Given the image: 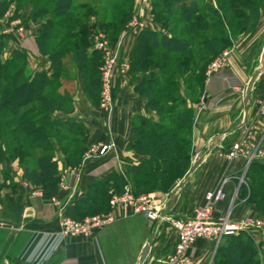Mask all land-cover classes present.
I'll return each mask as SVG.
<instances>
[{
  "label": "crops",
  "instance_id": "crops-1",
  "mask_svg": "<svg viewBox=\"0 0 264 264\" xmlns=\"http://www.w3.org/2000/svg\"><path fill=\"white\" fill-rule=\"evenodd\" d=\"M191 1L199 7L209 4L215 7V0H187ZM31 10V6L12 10L22 31L9 38L4 39L1 31L6 25L0 23V38L5 44L1 60L6 61L15 51L24 52L29 75L39 73L51 77L52 66L36 44L41 24L30 20ZM134 16L143 22V30L166 34L165 28L154 19L153 0H133ZM141 31L132 32L126 25L116 41L108 42L112 63L109 112L99 108L97 99L95 103L89 99L80 74L75 72L72 112L53 114L55 120L70 119L81 124L87 146L113 144L105 156L88 161L81 158L75 166H69L61 158L53 159L57 165V188L54 190L33 185L25 178L17 161L8 156L0 159V264H160L174 250L177 232L168 221L150 222L142 215L119 208L113 211L115 220L112 223L90 236L66 238L56 231L60 208L68 215L78 207V201L85 198L93 182L111 174L126 180L127 167L137 166L145 159L131 149L132 122L136 116L155 121L158 118L147 115L146 100L136 91L142 75L129 71ZM93 33L90 31L91 48H94ZM224 51L228 54L221 72L235 77L238 88L205 75L199 96L191 98L192 94L180 84L181 96L191 112L190 166L186 175L163 193V197L169 198L163 210L166 217L189 215L193 208L202 206L206 194L215 190L225 176L230 177L225 186L227 198L218 205L215 214L222 215L229 210L235 220L258 217L254 206L247 205L245 199L239 201V193L245 186L239 185V180L246 178L245 162L241 159L229 162L219 153L248 135L249 130L251 133V129L252 145L264 139V118L257 114L264 95V18L248 31L233 35L230 46ZM61 179L64 189L59 185ZM125 188L129 189V185ZM52 199L58 200L60 207L53 204ZM237 201L240 203L235 207ZM215 252L214 244L207 240H198L190 250L196 264H211Z\"/></svg>",
  "mask_w": 264,
  "mask_h": 264
},
{
  "label": "trees",
  "instance_id": "trees-1",
  "mask_svg": "<svg viewBox=\"0 0 264 264\" xmlns=\"http://www.w3.org/2000/svg\"><path fill=\"white\" fill-rule=\"evenodd\" d=\"M7 3V0H0V17L6 11ZM47 3L51 4L58 20L45 21L46 8L41 6L32 8L30 20L41 22L36 43L52 66L51 77L39 73L29 75L27 57L21 51H15L9 59L2 61L5 44L0 38V137L8 135L12 138L11 157L18 156L23 162L28 160V150L32 146L36 145L34 148L41 152L46 150L49 133L54 128L83 137L82 125L73 120L48 123L54 112L64 111V105L69 101L71 104V99L57 92L70 84V80L61 78L63 74L67 75L62 68L68 64H73L80 74L86 91L93 97L98 96L101 56L91 48L87 24L80 20L94 16L110 41H116L133 15V0H117L111 5L108 2L96 12L93 7L98 6L97 0L93 4H74V0H48ZM262 6L264 0H215V7L210 4L199 7L195 1L187 0H153L154 19L168 29V34L139 32L129 69L133 75H142L136 91L146 100L147 115L158 118L155 121L136 116L132 122L134 141L131 149L145 159L137 166L127 167L126 180L111 174L93 182L85 198L78 201V207L69 211L72 219L107 208L111 190L121 193L129 185L137 193H166L186 175L190 166L191 112L181 96L180 84L192 94L191 98H197L208 64L230 46L233 35L253 27ZM211 32H217V35L211 36ZM53 35L62 38L50 50L48 44ZM49 87H53L52 90H48ZM31 103L40 105L37 113L41 118L34 120L28 116L31 112L20 114L21 109ZM13 120L18 128L6 129ZM3 154L0 148V159ZM80 154L68 155L66 161L75 166L80 161ZM253 170L258 176L251 178L249 183L248 203L258 207L264 205V165L253 162L246 178ZM25 171L34 185L46 190L57 188V165L53 158L38 156L37 168H26ZM251 244V238L245 234L227 238L216 249L214 263L253 264L252 256L249 263L247 258Z\"/></svg>",
  "mask_w": 264,
  "mask_h": 264
},
{
  "label": "built area",
  "instance_id": "built-area-1",
  "mask_svg": "<svg viewBox=\"0 0 264 264\" xmlns=\"http://www.w3.org/2000/svg\"><path fill=\"white\" fill-rule=\"evenodd\" d=\"M10 14V12H7L6 19H12V15ZM18 26L19 23L12 22L11 25H6L1 33L3 35H12L11 32L15 28H20ZM127 29L137 33L144 29V24L139 17L134 16L127 24ZM19 31L21 32L22 29L20 28ZM93 39L95 50L105 59L100 68L99 97L101 108L109 112L112 105V63L107 51L108 42L103 35L96 34L95 32L93 33ZM227 54L224 51L216 59L211 61L206 69L205 75L224 80L230 87L238 88L239 82L235 77L232 75H224L221 72L226 66ZM257 114L264 118V95L259 102ZM251 130L253 132V129ZM251 133L249 130L248 135L232 142L227 149H221L219 155L229 162L241 159L245 162L247 168L253 162H262L264 160L262 147L264 139L261 138L256 144L252 145L251 138L253 136ZM112 148L113 144L92 147L83 156V161L103 157ZM229 181L230 177H223L217 188L206 194L204 204L193 208L189 215H179L172 218L166 217L163 214L169 198L157 197L155 194H141L138 197H134L129 191L118 195L111 190L109 192L108 207L110 211L108 213L90 216L76 221L67 217L63 209L60 208L56 220V231L59 235L66 238L90 236L93 232L101 230L115 220L114 210L118 208L125 211L130 210L132 214L142 215L150 222L166 220L177 232V243L174 250L160 264H196L190 250L198 240L212 242L216 250L227 238L236 237L239 234H245L250 238H255L257 234L264 236V216L245 217L240 220H235L231 217L229 210L222 215L215 214L218 205L227 198L225 186ZM242 183L243 177L239 180V185H242ZM59 185L61 189L65 188L63 179H61ZM51 202L58 207L61 205L56 199H52Z\"/></svg>",
  "mask_w": 264,
  "mask_h": 264
},
{
  "label": "rangeland",
  "instance_id": "rangeland-1",
  "mask_svg": "<svg viewBox=\"0 0 264 264\" xmlns=\"http://www.w3.org/2000/svg\"><path fill=\"white\" fill-rule=\"evenodd\" d=\"M47 1L48 0H7V2H8L7 4L8 5H6L7 6L6 11L3 13L2 17H0V22H2V24L8 25V26L11 25L12 22H17V23H19L18 27H20L22 29V27L20 25V21H18V20H16L14 18V13H13L12 10L16 9L17 11H19V10H23L24 8L29 7V6H31L32 8L34 6L44 7V8H46V15H47L46 19L47 18H51V20H58V18L53 15V10H52L51 4H48ZM94 1L95 0H74V4L75 3L76 4L77 3H83V2H88V3H92L93 4ZM97 1H98V3H96V5H98V6L97 7H93L95 12L96 11H100L102 9V5H104V4L106 5V3H108V2H110L109 3L110 5L112 3H116L117 2V0H97ZM261 8H262V11H260V13L258 14L256 20H254L255 21L254 24H257L259 19L264 18V7L262 6ZM7 12L11 13L10 15H12V19H9V20L6 19L7 18V16H6ZM46 19H45V21H46ZM80 22L82 24H87L88 40H89V37H90V31L91 32L94 31L96 34L103 35L105 37L106 41L110 42V38L108 36H106L105 33L99 28V23H98L99 21L97 20V18H95L94 16H92V17H88L87 16V18L81 19ZM92 23H94V24H92ZM40 24H41V22H40ZM20 28H17V29L15 28L13 30V32H11V34L20 33V31H19ZM164 33L168 34V29H165ZM210 35L211 36L212 35H217V32H211ZM3 36H5L4 39H6V38H9L10 35L6 34V35H3ZM60 38H62V36L60 37L59 35H55V36L53 35V38L50 39V44H48V47H49L50 50H53L55 48V46H56V44H57V42L59 41ZM92 49L94 50L93 47H92ZM90 51L91 50H89L88 52H90ZM222 52H224V50ZM40 54L43 57H46L48 59V57L46 55H43L41 52H40ZM100 56H101V54H100ZM101 63L103 65L102 57H101ZM62 71L65 74L67 73V75L64 76V74H63L61 78H64V80H70V84H68L66 88L62 87L60 89V91H57V92H58V94L63 95V96H65L68 99H71V97H72L71 92H72V88H73V80H74V77H75V74H76L75 72H77V71L73 67V64H68L67 67H63ZM99 73H100V69H99ZM100 78H99V82H100ZM52 88L53 87H49L47 89L48 90H52ZM47 89H46L45 92H48ZM87 94H88L89 99H91L94 103H95V101L98 100L97 105L99 106V108H101L100 97H99V94H100V83H99V89H98V96L97 97H93L91 92H87ZM182 108H184V106ZM40 109L41 108H40V105L38 103H31V104L27 105L26 107L22 108L21 111H20V114L26 113V112H31V113H29L28 116L32 117L34 120L35 119L37 120V119L41 118L40 115L37 113V112H40ZM64 111L66 113L72 112V104H70V101L64 105ZM7 117H8V120L11 118L10 115L7 116ZM54 120L55 119L53 118V115H52L50 120H48V123L49 122L52 123ZM7 128H12V129L18 128V124H17V122L15 120L10 121L8 123V125L6 126V129ZM74 129L75 130H79L77 127H74ZM18 131H19V129H18ZM18 134H19V132H18ZM17 136L20 137V135H17ZM35 146H32L31 148H29L30 146L28 147L29 148V150H28V154H29L28 157L29 158H28L27 161L23 162V161H20L18 156H17L18 158L17 157H11L10 153L14 149V142H12V138L10 136H8V135H4V136L0 137V148L2 149V152L4 153L2 158L4 156L5 157L8 156V158L11 159L12 161H17L18 162V166H20L23 169V174H24L25 178L29 179L33 185H34V182L29 177L26 176V174H25L26 171L25 170H26V168H28V170L33 169V168H35V169L37 168L38 156L47 155L51 159L52 158L53 159L61 158V160L66 162L69 166H73V164H69L66 161V157L68 155H72V154L77 155V153L80 152L81 154H80L79 158L81 159V158H83V156L86 153H88L89 149L92 148V147L87 146L86 140H85L84 137H82V135L64 133L63 131L57 130L56 128L52 129V133L51 132L49 133V144H48V147H46V150L44 152L43 151L41 152L38 149L36 150L34 148ZM262 147H263V151H264V140H263ZM77 158H78V156H77ZM262 162L264 163V160ZM244 167H245V170H246L245 171V175H246L247 170H248L249 167L248 168L246 166H244ZM255 172L256 171L253 170V171H251V174L246 179L243 178L242 185L245 184V186L242 187V189H241V191L239 193V197H240L239 201H242V200L245 199L246 202H247V205H249V206H253L252 204L248 203L249 196H250L249 183L251 182V178H254V177L258 176V174L255 173ZM178 181H176L174 183V185ZM126 191H129L134 197H138L141 194H155V195H157V197H163V193L161 194V192H158V191H155V192L138 191V193H137V191L134 188H131L130 186H129V189L125 188L121 193H116V194L122 195ZM164 194H166V193H164ZM163 198H165V197H163ZM239 201H237V203L235 202V207H236L237 204L240 203ZM254 208L257 210V213L254 212L255 215L257 214L258 217L264 216V205H258V207H254ZM108 212H109V207L107 206V208H105V209L100 208L97 212L89 213V214H87L85 216H77L76 218H73V220L80 221V220H82V219H84L86 217L98 216V215H101V214H106ZM66 216L71 218L68 215H66ZM251 240H252V244L250 245V250H248V252H247L248 263H249L250 255H251L253 264L254 263H256V264H264V236H261V235L257 234L256 237L255 238H251ZM211 264H216V263H214V260H213Z\"/></svg>",
  "mask_w": 264,
  "mask_h": 264
},
{
  "label": "water",
  "instance_id": "water-1",
  "mask_svg": "<svg viewBox=\"0 0 264 264\" xmlns=\"http://www.w3.org/2000/svg\"><path fill=\"white\" fill-rule=\"evenodd\" d=\"M192 171V169L189 171V173Z\"/></svg>",
  "mask_w": 264,
  "mask_h": 264
}]
</instances>
